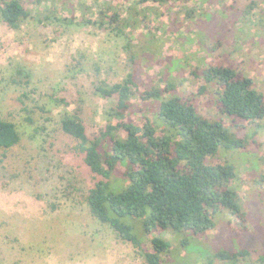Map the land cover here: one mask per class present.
<instances>
[{"label":"rangeland","instance_id":"1","mask_svg":"<svg viewBox=\"0 0 264 264\" xmlns=\"http://www.w3.org/2000/svg\"><path fill=\"white\" fill-rule=\"evenodd\" d=\"M21 2L32 17L18 29L0 12V120L15 123L21 135L19 144L0 150V264H146L141 250L91 214L87 197L101 178L62 122L79 117L92 139L117 104L116 97L101 96L96 84H116L132 72L143 90L171 79L178 94H198L201 113L209 118L220 119L211 100L216 88L202 75L211 65L235 69L264 96V0ZM115 9L117 24L99 26V12L112 16ZM116 26L122 30H112ZM141 118L136 116L145 122ZM243 133L260 145L248 156L228 157L236 167L231 189L240 197L244 220L224 210L212 230L188 237L187 247L184 237L163 235L171 248L162 264H260L264 120ZM126 223L142 250H150L155 235L145 232L141 220ZM241 248L251 251L245 260L214 259L219 250Z\"/></svg>","mask_w":264,"mask_h":264},{"label":"trees","instance_id":"2","mask_svg":"<svg viewBox=\"0 0 264 264\" xmlns=\"http://www.w3.org/2000/svg\"><path fill=\"white\" fill-rule=\"evenodd\" d=\"M0 4L2 19L11 29L32 17L21 0H0ZM109 14L99 12V26L117 24V10ZM112 28L122 30L121 26ZM202 75L206 84L216 88L211 100L220 119L202 115L199 95L178 94L171 79H160L159 84L143 90L132 72L119 83L96 84L101 96L116 97L117 104L112 119L92 139L79 117L62 122L63 131L79 142L90 171L101 178L87 197L91 214L141 250L146 264H162L165 251L171 248L165 234L184 237L182 245L187 247L188 237H202L212 230L215 217L224 210L244 220L240 197L231 189L237 179L236 167L228 157L233 152L248 156L260 146L243 132L264 120V96L250 78L233 68L211 65ZM136 98L139 103L133 102ZM138 115L145 122L138 121ZM20 141L16 124L0 120V150L8 151ZM127 218L141 220L145 232L155 235L150 250H142ZM250 255L246 248L223 249L214 259L241 261ZM258 261L264 264V252ZM205 264H214V260Z\"/></svg>","mask_w":264,"mask_h":264}]
</instances>
